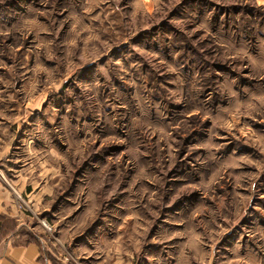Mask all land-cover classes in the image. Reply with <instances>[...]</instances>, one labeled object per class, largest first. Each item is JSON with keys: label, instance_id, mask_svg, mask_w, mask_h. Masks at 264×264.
Masks as SVG:
<instances>
[{"label": "rangeland", "instance_id": "374dc122", "mask_svg": "<svg viewBox=\"0 0 264 264\" xmlns=\"http://www.w3.org/2000/svg\"><path fill=\"white\" fill-rule=\"evenodd\" d=\"M0 182L54 264H264V0H0Z\"/></svg>", "mask_w": 264, "mask_h": 264}, {"label": "crops", "instance_id": "0c3cea01", "mask_svg": "<svg viewBox=\"0 0 264 264\" xmlns=\"http://www.w3.org/2000/svg\"><path fill=\"white\" fill-rule=\"evenodd\" d=\"M8 218L14 221L11 229H7L4 224ZM21 218L11 203L10 194L1 192L0 187V264H54L43 256L46 251L44 252L42 239L39 243L22 240L19 233ZM47 249L48 253L49 248Z\"/></svg>", "mask_w": 264, "mask_h": 264}]
</instances>
